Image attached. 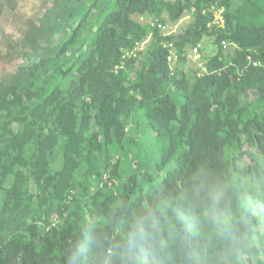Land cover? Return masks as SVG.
Returning a JSON list of instances; mask_svg holds the SVG:
<instances>
[{
  "label": "trees",
  "instance_id": "trees-1",
  "mask_svg": "<svg viewBox=\"0 0 264 264\" xmlns=\"http://www.w3.org/2000/svg\"><path fill=\"white\" fill-rule=\"evenodd\" d=\"M44 17L2 59L0 264H264V0H45ZM206 38L205 71H185Z\"/></svg>",
  "mask_w": 264,
  "mask_h": 264
},
{
  "label": "rangeland",
  "instance_id": "rangeland-1",
  "mask_svg": "<svg viewBox=\"0 0 264 264\" xmlns=\"http://www.w3.org/2000/svg\"><path fill=\"white\" fill-rule=\"evenodd\" d=\"M44 6L45 0H0V78L2 75H5L7 78L10 77V73L6 70H14V68H9L10 65L8 66L2 62L3 56L11 50L12 44L17 41L25 31L30 30L31 24L37 25L41 21L45 20ZM162 18L164 20V24H160V32L168 35H178L190 22L191 14L185 13L176 22L168 21L166 15H163ZM134 19L145 25H153L156 23V19H152L148 16H134ZM146 39V41H148L150 37H147ZM210 41L211 40L208 38L202 41V55L208 56L214 52V47L211 45ZM144 43L141 45L139 50L146 48L147 45ZM187 52V56L189 57H187L186 61L182 64L185 71L196 68L197 65L192 61L190 50ZM20 63L22 62L19 61L18 64ZM135 66L139 67V62ZM252 95L254 97L257 94L253 93ZM59 168V161H55L52 164V169Z\"/></svg>",
  "mask_w": 264,
  "mask_h": 264
},
{
  "label": "clouds",
  "instance_id": "clouds-1",
  "mask_svg": "<svg viewBox=\"0 0 264 264\" xmlns=\"http://www.w3.org/2000/svg\"><path fill=\"white\" fill-rule=\"evenodd\" d=\"M224 7H219V8H216V7H214V6H212L211 7V11L213 12V20H212V22L210 23L211 25H214L216 28H223L224 27V24H225V19H224ZM219 10H222L223 12H222V14H221V16H222V20H223V23L221 24V23H215V17H216V15H217V13H218V11ZM161 23H158L157 24V28L159 29L160 27H161V25H160ZM154 25V24H153ZM163 35H168V34H166V33H163ZM147 39H145L144 41H142V42H139V43H136V45H135V47L132 49V50H130V51H127L126 52V54L125 55H136L137 54V52H139V51H143L144 49H142V50H139L140 49V47H141V45L144 43V44H148V42H149V40L148 41H146ZM223 43L225 44V47H223ZM137 45H139V47L137 48ZM164 45V47L168 50V53H167V57H166V60H167V62H168V64H169V67L171 68V69H173V67H174V65H176L177 63H178V60H179V57H178V55H177V52L175 51V48H174V45H173V42H166V43H164L163 44ZM169 45H171V46H169ZM231 44H229V43H226L225 41H222L221 42V47L224 49V50H226V49H228L229 47L231 48L232 46H230ZM199 49H201V45H198V46H196V47H194V48H191V49H189L190 50V54H191V57H192V61L193 62H195L197 65H196V67L197 68H201V70L202 71H205V69H204V66H203V62H202V52H200L199 51ZM188 50V51H189ZM189 54V55H190ZM194 54V55H193ZM169 57H171L170 59H169ZM187 57H189V56H187ZM248 58V60H249V64H251L252 66H259L260 65V63L259 62H256V61H253L251 58H249V57H247ZM116 67H118V66H116ZM115 67V68H116ZM105 179V178H104ZM108 252H110V253H108ZM111 255H112V251H111V249H108L107 250V255H106V258L103 260V262L102 263H100V264H104L106 261H108V263L109 264H111L110 263V257H111Z\"/></svg>",
  "mask_w": 264,
  "mask_h": 264
},
{
  "label": "built area",
  "instance_id": "built-area-1",
  "mask_svg": "<svg viewBox=\"0 0 264 264\" xmlns=\"http://www.w3.org/2000/svg\"><path fill=\"white\" fill-rule=\"evenodd\" d=\"M222 10H219L218 11V13H217V15H216V17H215V23L217 24V23H223V20H222V16H221V14H222ZM169 46H171V45H169ZM139 47V45H137V48ZM223 47H225V44L223 43ZM171 57H169V59H170ZM108 253H110V252H108ZM104 264H109L108 263V261H106Z\"/></svg>",
  "mask_w": 264,
  "mask_h": 264
}]
</instances>
